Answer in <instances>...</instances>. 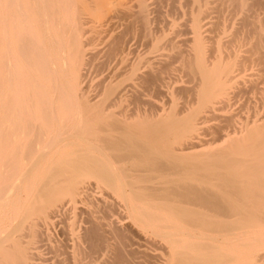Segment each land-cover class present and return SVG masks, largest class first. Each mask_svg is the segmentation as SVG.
Segmentation results:
<instances>
[{
  "label": "bare ground",
  "instance_id": "6f19581e",
  "mask_svg": "<svg viewBox=\"0 0 264 264\" xmlns=\"http://www.w3.org/2000/svg\"><path fill=\"white\" fill-rule=\"evenodd\" d=\"M250 91L264 0H0V264H264Z\"/></svg>",
  "mask_w": 264,
  "mask_h": 264
},
{
  "label": "rangeland",
  "instance_id": "374dc122",
  "mask_svg": "<svg viewBox=\"0 0 264 264\" xmlns=\"http://www.w3.org/2000/svg\"><path fill=\"white\" fill-rule=\"evenodd\" d=\"M142 45V46H141ZM143 46H145L144 44H142V43H139V45H138V51H140V52H145L146 50H147V47L145 46V47H143ZM90 75V76H89ZM102 71H96L95 69H93V68H89L88 69V71H87V75H86V77L88 76V78H86V83H87V85L89 86H92V89H95V85L97 84V82L99 81V79L102 77ZM89 80V81H88ZM92 80V81H91ZM90 83V84H89ZM95 83V84H94ZM92 84H94V86L92 85ZM94 87V88H93ZM260 96H259V94L257 93V92H253V91H250V92H248V93H244V94H241L240 96H238L237 98H236V100H235V106L233 107V108H235V110H236V120L237 121H241V120H245V118H247L248 116H252L253 114H254V110H253V108L255 107V106H258L261 110H264V105H262L259 101H258V98H259ZM258 104V105H257ZM2 217V216H1ZM0 217V218H1ZM65 219V218H64ZM63 221H65V220H63ZM61 225V230H63V231H61L60 230V226L58 225V227H59V229H58V227L56 228V230H55V237L57 238V239H59V240H65V242H68V238H69V236H68V234L66 233H64V226H65V224L62 222V223H60ZM64 224V225H63ZM57 229L59 230V231H57ZM58 233H57V232ZM60 232V233H59ZM64 233V234H63ZM62 235V236H60V237H62V238H59L58 237V235ZM65 237V238H64ZM64 238V239H63ZM47 248V247H46ZM45 247L43 248V250H44V254H45V258H46V261H48L47 259H51L52 258V261H50L51 263H47V262H44L43 264H52V262H53V257H54V254L53 253H51L48 249H46ZM157 248H154V251H153V253H155V251L157 252V250H156ZM157 253H163L162 251H160V249H158V252ZM49 255V256H48ZM98 263V260H97V258L96 259H93V260H91L90 261V264H97Z\"/></svg>",
  "mask_w": 264,
  "mask_h": 264
}]
</instances>
